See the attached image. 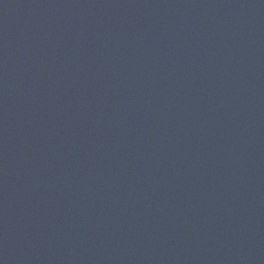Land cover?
I'll return each instance as SVG.
<instances>
[{
    "label": "water",
    "instance_id": "1",
    "mask_svg": "<svg viewBox=\"0 0 264 264\" xmlns=\"http://www.w3.org/2000/svg\"><path fill=\"white\" fill-rule=\"evenodd\" d=\"M0 264H264V0H0Z\"/></svg>",
    "mask_w": 264,
    "mask_h": 264
}]
</instances>
